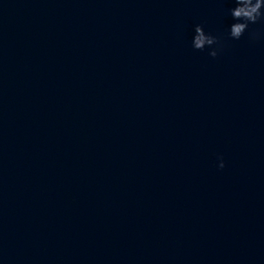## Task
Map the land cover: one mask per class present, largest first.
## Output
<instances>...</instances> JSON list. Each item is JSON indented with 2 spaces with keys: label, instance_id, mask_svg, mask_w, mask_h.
Wrapping results in <instances>:
<instances>
[{
  "label": "clouds",
  "instance_id": "obj_1",
  "mask_svg": "<svg viewBox=\"0 0 264 264\" xmlns=\"http://www.w3.org/2000/svg\"><path fill=\"white\" fill-rule=\"evenodd\" d=\"M233 2L235 7L231 8L229 12L235 22L230 25L229 36L238 40L250 24L264 21V0H233ZM195 33L193 47L197 50H203L206 46L219 44L217 37L206 33L201 25L195 27ZM209 55L216 57L218 55L217 49H213ZM219 167H224L222 159Z\"/></svg>",
  "mask_w": 264,
  "mask_h": 264
}]
</instances>
